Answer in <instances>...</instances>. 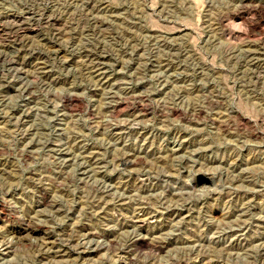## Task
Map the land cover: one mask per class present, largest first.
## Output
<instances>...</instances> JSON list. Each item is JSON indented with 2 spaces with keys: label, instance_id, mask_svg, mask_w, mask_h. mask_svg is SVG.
<instances>
[{
  "label": "rangeland",
  "instance_id": "374dc122",
  "mask_svg": "<svg viewBox=\"0 0 264 264\" xmlns=\"http://www.w3.org/2000/svg\"><path fill=\"white\" fill-rule=\"evenodd\" d=\"M0 264H264V0H0Z\"/></svg>",
  "mask_w": 264,
  "mask_h": 264
},
{
  "label": "bare ground",
  "instance_id": "6f19581e",
  "mask_svg": "<svg viewBox=\"0 0 264 264\" xmlns=\"http://www.w3.org/2000/svg\"><path fill=\"white\" fill-rule=\"evenodd\" d=\"M12 27V26H11ZM17 28V27H16ZM35 229V228H34Z\"/></svg>",
  "mask_w": 264,
  "mask_h": 264
}]
</instances>
